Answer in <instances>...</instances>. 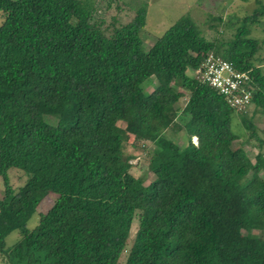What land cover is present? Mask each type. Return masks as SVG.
Instances as JSON below:
<instances>
[{"label": "trees", "instance_id": "obj_1", "mask_svg": "<svg viewBox=\"0 0 264 264\" xmlns=\"http://www.w3.org/2000/svg\"><path fill=\"white\" fill-rule=\"evenodd\" d=\"M256 2L229 41L208 40L186 16L143 49L146 4L107 31L90 0H0V259L264 264V142L248 111L232 109L197 72L212 54L248 73L250 107L264 115L248 27L264 16ZM235 117L257 142L255 163L232 146ZM175 122L184 148L165 136ZM126 142L147 156V187L130 173ZM13 231L19 238L6 247Z\"/></svg>", "mask_w": 264, "mask_h": 264}, {"label": "rangeland", "instance_id": "obj_2", "mask_svg": "<svg viewBox=\"0 0 264 264\" xmlns=\"http://www.w3.org/2000/svg\"><path fill=\"white\" fill-rule=\"evenodd\" d=\"M95 6L93 14L97 22L102 21L101 28L111 30V24L114 26L128 23L135 15L140 4H146V21L145 26L139 33L142 41V48L147 49L153 42L160 37L175 21L182 17H190L196 24L202 34L211 41L217 43L229 41L236 33L240 20L244 17L253 15L254 9L258 6L256 0H90ZM221 19V21L219 20ZM1 21V18H0ZM250 29L249 37L257 40L258 50L255 57L258 62L254 63L264 72V16L260 17L255 24L248 23ZM153 83L155 84L154 80ZM154 84L152 86H154ZM175 89L181 91L179 84L174 85ZM152 87L148 90L151 91ZM187 95V94H186ZM184 99L180 105L184 104ZM253 108L248 109V117L257 128V135L264 142V115L254 114ZM232 130L238 135V139L233 142V148H242L250 158L252 163L256 161L258 149L257 142L249 138V132L246 131L240 123V118L235 117L232 124ZM165 136L176 143L180 148L187 144L186 135L180 124L175 122L166 132ZM196 143V139H191ZM126 154H132L130 173L143 181L144 186H149L154 181V175L148 171V159L140 148H133L130 142L122 144ZM262 158L264 159V145L261 148ZM16 171H8L11 184L14 188L21 186L25 177L22 179L16 176ZM264 179V172H260ZM249 178V176H248ZM1 182H0V198ZM55 195H50L44 200L38 211H45L52 203ZM38 222V213H35L27 222L26 227L32 229ZM136 224L132 225V237L136 231ZM245 235V232L242 231ZM19 238L17 231H13L5 237V245H13ZM123 256L120 259L122 264ZM0 264H8L5 260L0 259Z\"/></svg>", "mask_w": 264, "mask_h": 264}, {"label": "built area", "instance_id": "obj_3", "mask_svg": "<svg viewBox=\"0 0 264 264\" xmlns=\"http://www.w3.org/2000/svg\"><path fill=\"white\" fill-rule=\"evenodd\" d=\"M197 72L201 80L223 96L232 109L236 112L248 111L251 98L248 73L235 71L230 63L212 54L206 56Z\"/></svg>", "mask_w": 264, "mask_h": 264}]
</instances>
